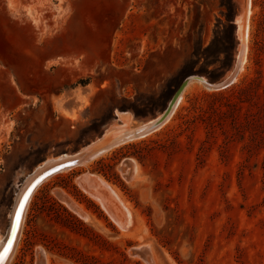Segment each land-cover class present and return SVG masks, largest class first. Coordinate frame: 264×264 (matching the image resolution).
Masks as SVG:
<instances>
[{
  "label": "rangeland",
  "instance_id": "rangeland-1",
  "mask_svg": "<svg viewBox=\"0 0 264 264\" xmlns=\"http://www.w3.org/2000/svg\"><path fill=\"white\" fill-rule=\"evenodd\" d=\"M232 1L236 22L245 0ZM228 2L139 0L135 34L108 46L94 30L112 0H0V235L23 184L50 159L104 147L122 115L131 130L163 112L185 64L198 59V70L222 47ZM251 6L241 77L221 91L193 83L158 130L44 182L9 264H149L134 254L142 246L157 264H264V0ZM86 174L127 202L128 229L81 187Z\"/></svg>",
  "mask_w": 264,
  "mask_h": 264
},
{
  "label": "bare ground",
  "instance_id": "bare-ground-1",
  "mask_svg": "<svg viewBox=\"0 0 264 264\" xmlns=\"http://www.w3.org/2000/svg\"><path fill=\"white\" fill-rule=\"evenodd\" d=\"M251 4H252V0L250 2V8L249 9H246V7H244L245 9H244L243 15L238 18V23H239V38L242 41V45H243L242 47L244 48V51H243V55H242L243 56V58H242L243 59V66H242V69H241V71H240V73H239L236 81L241 77L243 68L245 66L244 64L247 61L246 55H247V49H248L249 23H250V18H251L250 15H251V10H252L251 9V7H252ZM195 82H201V83H203L202 81L195 80V81H192L187 86V88H189V86L192 85ZM203 84L206 87H208L209 89L214 90L213 88L209 87L205 83H203ZM187 88H186V90H187ZM185 91H184V93H185ZM184 93H183L182 97L180 98L178 104L176 105V107L174 109V112L176 111L178 105L180 104V102H181V100H182V98L184 96ZM170 117L168 118V120H166V122L169 121ZM121 118L123 120V124H121V125H115L114 127H112L103 136V138L100 139L101 141H99V142L107 143V142H109L110 140L113 139V136L114 135H115L114 138H117L120 135L124 134L125 132L129 131L128 130V127L131 124L130 123V116H129V118H127L126 116H123L122 115ZM166 122L162 126H164L166 124ZM143 126H144V124H143ZM131 130H133V129H131ZM97 145H99V144H97ZM65 156H68V157L63 158L64 160H66V159L67 160L74 159L72 157L70 158L69 155H65ZM65 156H62V157H65ZM62 157H60L58 159L52 158L54 160H51V159L49 161L47 160L48 162L44 166L40 167V169H38V171H36L33 176L31 175L32 177H29V180H27V182L25 184H23L24 186L21 189L20 193L18 194V197H17V200H16V204H15V207H14L13 214L11 216V222H10V227L8 229V232H7L6 235H0V264H9L10 261H11V259H12V257H13V255H14V253H15V251H16L17 244H18V240H19L20 233H21V229H22L23 222H24V219H25V216H26V211H27L28 206L30 204V201H31L33 195L35 194V192L37 191V189L44 182H46L49 178H51L52 176H54V175H56V174H58V173H60L62 171H67L69 169L76 168V167H78V166L81 165L80 162H77L76 160H72V163L71 164H73V165H71V167L64 168V169H60V170L55 171V172L53 171L54 173H52L51 175H49L48 177H46L44 179L42 177L43 180L41 179L42 181L41 182L39 181L40 183L38 184V186L37 187H34L33 192H32V194H31V196L29 198L28 204L26 205V208H25L23 214H21V212L19 213L20 223H19V229H18V231L16 232V230H15L14 235H13V239H12V242L10 243L9 247L7 248V251H5L1 255L2 251L4 250V248H5L6 244H7L8 239H9V235H10V232H11V226H12V221H13L14 215H15V213H16V211L18 209V206H19V204H20V202H21L24 194L26 193L28 187L33 182V180L40 175V173L42 171H44L45 169H47L49 167L50 168L51 167H54V166H56V164H58L60 162H63L62 161L63 159L60 160ZM52 163H53V165H51ZM131 165H133V164H131ZM46 166H48V167H46ZM44 167H46V168L44 169ZM133 167H135V164H134ZM134 170H136V167H135ZM48 174H50V172ZM80 183H81V187H83L87 191V193L89 194V196L91 195L93 198H95L96 200H98L107 209V211L112 215L113 219H115V221L121 226V228H123V229H126L127 228L128 229L129 225L133 222V220L135 221V219H133L134 218L133 217V212L131 211V209H130L129 205L127 204V202L123 199V197L120 195V193L117 191V189H115L107 180H105L104 178H102V177H100L98 175L86 174V175L80 177ZM96 189H98V191ZM62 197L64 199V202L67 203L72 209L76 210L83 217L88 218V216L86 215V213L80 207H78V205H76L73 201H71L69 199L70 197L68 198L67 195L66 196L65 195H62ZM111 203H113L120 210H122L123 215H124V218L122 217L123 219L116 218V216L113 214V212L111 210V206L109 205ZM153 255L154 254H151V256H152V262H148L147 261L149 264H157V261L155 262V258L153 257ZM47 258H48V261H49V257H47Z\"/></svg>",
  "mask_w": 264,
  "mask_h": 264
},
{
  "label": "water",
  "instance_id": "water-1",
  "mask_svg": "<svg viewBox=\"0 0 264 264\" xmlns=\"http://www.w3.org/2000/svg\"><path fill=\"white\" fill-rule=\"evenodd\" d=\"M250 2L251 0H245L243 5L241 6L239 13L236 17V32H237V36L239 38V23H238V18L241 17L243 15L244 12V7H246V9L250 8ZM239 43H238V49H237V53L235 56V60L230 68V70L228 72H226V74H224L219 80L212 82L209 79H207L204 76L201 75H191L188 76L187 78H185L181 84L179 85V87L175 90L174 94L172 95L171 99L169 100L167 106L165 107V109L163 110V112L158 115L156 118L150 119L148 121H146L144 123V126H139L133 130H129L127 132H125L124 134L120 135L117 138H114L110 143H108L107 145H105L104 147L95 149L92 148L90 146L85 147L82 151H80L77 154L74 155H69L70 158H74L71 160H64L63 158H66L68 156L62 157L60 160H62L63 162H60L58 164H56V166L54 167H49L47 169H45L46 167H44V171H42L40 173V175L35 178L33 180V182L30 184V186L28 187L26 193L24 194L18 209L14 215L13 221H12V226H11V232L9 235V239L7 241V244L4 248V250L2 251L1 255L5 252V249H7L10 245V243L12 242L13 239V235L14 232L16 230V232L19 229V222L17 223V215H19V213L21 212V214H23L26 205L28 204L29 198L33 192L34 187H37L38 184L46 177H48L49 175H51L52 173H54L55 171H58L60 169H64V168H68L71 167L72 160H76L77 162L80 163H84L86 161H89L93 158H95L96 156L100 155L101 153H103L104 151L111 149L115 146H118L120 144H123L125 142L137 139V138H141L143 136H146L154 131H156L157 129H159L165 122L166 120H168V118L172 115V113L174 112V109L176 107V105L178 104L180 98L182 97L184 91L186 90L187 86L192 82V81H202L203 83H205L206 85H208L209 87L213 88L216 91H221V90H225L229 87H231L235 82L236 79L242 69L243 66V51L244 48L242 47V41L239 38ZM100 153V154H99ZM54 163V162H53ZM53 163L51 165H53ZM50 166V165H49ZM54 171V172H53ZM50 172V174H48ZM43 177V179H42ZM42 179V180H41ZM40 181V182H39ZM25 196H27V200L25 201ZM21 204H23V209L21 210ZM11 222V221H10ZM134 254L136 255H140L141 257H143L146 261L148 262H152V256H151V251L149 249L148 246H142L139 248L134 249Z\"/></svg>",
  "mask_w": 264,
  "mask_h": 264
},
{
  "label": "trees",
  "instance_id": "trees-1",
  "mask_svg": "<svg viewBox=\"0 0 264 264\" xmlns=\"http://www.w3.org/2000/svg\"><path fill=\"white\" fill-rule=\"evenodd\" d=\"M227 24H224L221 20L218 21V30H217V38L214 42L216 45H220V49H218L215 53H206V61L204 62L203 66L196 69V65L198 64V59H190L185 66L183 67L181 73L184 75V78L188 77L192 74L197 75H207L208 79L211 81H217L220 79L222 74L231 67L233 62V52L236 46L235 40V32H236V22H235V15H236V6L232 0H229L227 3ZM221 27H224V31H222ZM227 33L226 36L221 37V34ZM225 44H228L227 46ZM210 48L206 50L209 52ZM219 53V54H218ZM221 53H225V59H220L218 57ZM219 64L215 69H209L212 65ZM179 87V86H178ZM177 87V88H178ZM254 85L251 84L250 86H246L243 88L244 93H251L254 92ZM215 107V111H217ZM137 115H141L139 110H136Z\"/></svg>",
  "mask_w": 264,
  "mask_h": 264
},
{
  "label": "crops",
  "instance_id": "crops-1",
  "mask_svg": "<svg viewBox=\"0 0 264 264\" xmlns=\"http://www.w3.org/2000/svg\"><path fill=\"white\" fill-rule=\"evenodd\" d=\"M112 3L107 13V24L94 30L96 37L108 40V46L115 44L118 37L126 38L135 34L139 9V0H112ZM136 33L139 34V29H136Z\"/></svg>",
  "mask_w": 264,
  "mask_h": 264
},
{
  "label": "snow or ice",
  "instance_id": "snow-or-ice-1",
  "mask_svg": "<svg viewBox=\"0 0 264 264\" xmlns=\"http://www.w3.org/2000/svg\"><path fill=\"white\" fill-rule=\"evenodd\" d=\"M24 199H25V201H26V200H27V196H25ZM23 206H24V205L21 204V206H20V207H21V210L23 209ZM19 218H20L19 215H17V223L19 222ZM5 251H7V249H5Z\"/></svg>",
  "mask_w": 264,
  "mask_h": 264
}]
</instances>
